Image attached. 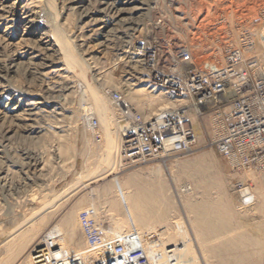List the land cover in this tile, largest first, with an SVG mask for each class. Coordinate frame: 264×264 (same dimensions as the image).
I'll list each match as a JSON object with an SVG mask.
<instances>
[{
	"label": "rangeland",
	"instance_id": "obj_1",
	"mask_svg": "<svg viewBox=\"0 0 264 264\" xmlns=\"http://www.w3.org/2000/svg\"><path fill=\"white\" fill-rule=\"evenodd\" d=\"M14 1L16 13L0 16V264H30L32 251L43 246L76 248L66 236L84 238L80 227L95 214L78 215L82 208H98L110 217V231L127 232L125 213H116L114 178H145L158 169L162 178L156 181L166 190L160 191L159 199L167 207L157 229L164 231L166 245L182 241L175 226L181 223L187 230L186 253L196 259L194 264H264V173L233 170L211 145L220 134L216 113L199 119L203 137L198 139V150L167 162L168 167L180 168L211 154L217 165L210 164L215 176L208 183L201 182L202 172L194 166L193 173L180 172L176 184L169 180L162 161L127 165L119 155V136L107 151L109 136L101 126L102 110L97 112L100 119L95 112L92 115L99 120L98 131L86 118L88 104L103 95L119 120L108 90L129 98L144 89L172 100L155 89L145 65L134 55L137 40L147 36L155 37L163 52L171 41L173 48L189 46L201 60L226 47H241L247 33L255 41L247 57L263 59L264 0ZM24 13L30 20L50 24L58 42L64 39V51L49 49L30 35ZM34 104H38L36 114L31 115L28 109ZM193 175L198 180L189 177ZM185 184H192L193 192L177 198ZM242 186L257 194L253 210L241 204L238 190ZM134 195L137 190L130 200ZM203 204L202 218L198 207ZM209 213L218 215L228 231L220 235L206 231L203 250L194 233L200 227L196 218L208 220ZM73 214L81 221H70L68 216ZM132 222L138 225L137 218ZM81 241L79 251L85 249Z\"/></svg>",
	"mask_w": 264,
	"mask_h": 264
},
{
	"label": "built area",
	"instance_id": "obj_2",
	"mask_svg": "<svg viewBox=\"0 0 264 264\" xmlns=\"http://www.w3.org/2000/svg\"><path fill=\"white\" fill-rule=\"evenodd\" d=\"M242 41L241 47H226L198 60L184 44L173 48L170 41L164 53L155 37L137 40L134 55L145 65L155 89L182 104L145 116L123 93L108 90L120 117L121 160L133 165L194 154L198 150L194 117L214 112L220 134L211 145L233 170L264 173V58L247 57L255 47L252 34H244ZM90 125L100 128L95 117ZM87 232L85 250L39 247L30 264H179L175 246L163 245L160 229L112 233L91 222Z\"/></svg>",
	"mask_w": 264,
	"mask_h": 264
},
{
	"label": "bare ground",
	"instance_id": "obj_3",
	"mask_svg": "<svg viewBox=\"0 0 264 264\" xmlns=\"http://www.w3.org/2000/svg\"><path fill=\"white\" fill-rule=\"evenodd\" d=\"M51 1H53V0H51ZM16 5H17V2L14 0H0V16L15 14L16 13ZM23 19L29 23V25L26 27L27 32L30 35H34V36L38 37V40L44 46L48 47L49 49H56V47H57V51H59V50L61 52L64 51L63 50V46L65 47L64 39L61 40V42H58V38L56 37L57 35L54 32V29L50 26V24H48L47 22H39V21L35 22L34 20H30V15L28 13H24ZM54 28H55V26H54ZM105 98L106 97L102 95L99 98H95V104H93V105L88 104V107H87L88 112L86 113V116H87L86 118H88V125L90 127H92L90 125V120H91V118H93L92 117V115H94L93 112H95V114L98 115L97 112L99 111V109L102 110V119L103 120L101 122V126H102V124H103V126H105V131L107 132V135L109 136V139L107 141V143H108L107 151H110L113 148L112 147L113 141H116V139L118 137L120 124H119V120L115 119V115L109 109L108 104L104 103ZM127 100L130 103L134 104L137 108H139V110L141 109V111L143 110V112L147 111L149 113L171 109V108L179 106V104H182V103L175 102L174 100L165 99L162 96H160V93H159V95L154 96L153 94H150L149 92L144 91V89L136 90V91L132 92L130 94V97L127 98ZM101 104H103V106H102V108H99L98 106ZM36 105H38V104L31 105V108L28 109V111L31 112V115L36 114V112H34L36 110ZM170 105H172V106H170ZM227 111H228V109H227ZM195 117L196 118H195L193 126H194V130L196 133V137H197V139H202L203 130H202L201 124L199 122V119H201V116L196 114ZM98 118H99V115H98ZM95 131H97V130H95ZM209 159L210 158L205 157V158H202L198 162H194V163L188 164V165L184 164V166L182 165V167H180V168H178L179 165H178V167H175V166H172V164L168 167L167 162L169 161V159L162 160V164H163V167H167V168H165V170L169 173V175H170L169 180L171 182H174L176 184L180 183L179 173L185 172L186 175H188V173H191V172L193 173L194 171L191 169V167L194 166L193 169H196L197 172H202L201 182L202 183H208L211 180V178L214 179V176H215L214 173H213L214 176L212 173H210V171H211V165L210 164H212V162H214V161L212 159H210V160ZM206 173L207 174L210 173V174H208L207 177H203V175H205ZM160 175H161V170L158 169L156 171H152L151 173H148V176H146V178L149 180L153 179V181H156V180L160 181V178H162ZM132 177L136 178L137 176L132 175L131 179H132ZM189 177H191L195 180H198L194 175L189 176ZM132 183H135V180H133ZM161 190L164 193L166 191L165 186H163V187L161 186ZM180 192L181 193H177V198H180L182 196V193L193 192V185L192 184L182 185L180 188ZM238 192L240 193L239 194L240 195V201H241V204L243 205V207L248 208L250 210H253L254 206H255L257 194L253 193V191H251V189L247 186H244L242 189H239ZM262 194L264 196L263 192L261 193V195ZM258 195H259V193H258ZM151 197L152 196H150V194L148 193L147 194V201L148 202L154 200L153 198L151 199ZM138 201H139L138 195H134V197L131 198V200H129V203H130L129 204V211H130L129 218L131 217V220H134L138 217V214H137L138 213V207H137L138 205H136V203ZM162 207L166 208L167 206L165 205ZM80 214H82V213H79L78 215H80ZM70 218L73 221H78V222L81 221L80 217L78 218V216L77 215L75 216L74 214L71 215ZM201 222H202V219L196 218V225L199 224L200 227L196 226L197 227L195 229L196 232L194 230L193 231L196 235V238L200 244L201 249H203V250H206V247L204 246V248H203V244H202V237H203V239L206 237L204 234V231L215 233V235H218V234L220 235L222 232L224 233V230L228 231L227 230L228 227L223 222H219V223L216 222V223H212V224H210V223L208 224L207 222H204L205 223L204 224ZM80 224H82V223H80ZM175 226H176L178 234H179L178 236L183 237L182 241L180 243L175 242V243H171L169 245H166L164 243V237H163V245L164 246H175V253L178 254L179 264H194L196 259L194 257H192L190 254L186 253V251L188 250V241L185 240V239H187V230H186L185 226L181 223H176ZM161 228H163V227H161ZM156 230H157V227L155 229H153L152 231H156ZM111 232L112 233H119L116 231H111ZM163 233H164V231H163ZM218 248H221V247L218 246ZM52 249L54 250V249H56V247L52 248ZM67 250L68 251H71V250L76 251L73 248H67ZM31 257H32V253H31Z\"/></svg>",
	"mask_w": 264,
	"mask_h": 264
},
{
	"label": "crops",
	"instance_id": "obj_4",
	"mask_svg": "<svg viewBox=\"0 0 264 264\" xmlns=\"http://www.w3.org/2000/svg\"><path fill=\"white\" fill-rule=\"evenodd\" d=\"M221 156V155H220ZM208 157L210 159H212L214 161V163H216V161L214 160V158H212L211 154L206 153L204 155H202L200 158L196 159L194 162H197L198 160H201L202 158ZM217 165V163H216ZM137 176V175H136ZM135 180V183H132V181ZM156 183L155 186H158L157 189L154 188V184ZM113 185L116 189L117 192V200L115 201V206H116V213H125L129 224L124 223L123 220V228L124 226L126 228H124L127 232L126 233H143V232H148L150 229V232L153 230V228L155 229L158 225H162L163 224V219H164V213L162 211L163 209V205H162V199H159V193L161 191L160 187L162 186V184L158 181H153L152 179L149 180L146 177L145 178H140V177H136L131 179V177L128 178H124V179H115L113 181ZM137 190V194H138V202H137V207H138V217H137V226L135 227L131 217L129 218V200H130V196L131 194ZM150 194L151 199L153 198L154 200L152 201H147V194ZM211 204H215V203H210ZM217 204V203H216ZM205 204L201 205L200 207H198V209L201 210L202 213V218H203V210L206 209L205 208ZM93 207V206H92ZM81 210V211H80ZM79 213H95L92 216V219L90 221H88L87 223L84 224V226L82 225L81 230L84 234V238L83 242L85 243V249L88 247V243H89V237H88V232H87V228L90 225L91 222H96L97 224L110 228L112 227V222L110 217L104 213L101 212L100 210H98V208L93 207V208H88V209H80ZM102 210V209H101ZM78 211V210H77ZM99 213V214H97ZM101 213V214H100ZM169 213V212H167ZM71 216V215H70ZM205 217V216H204ZM68 219L70 221H73L69 216ZM66 221H69V220ZM74 223L78 222V221H73ZM207 222L208 224H212V223H219V222H223L224 221L220 220L218 215L216 216L215 214L209 213V219H202L201 223ZM205 224V223H204ZM137 229V230H134ZM211 235H215V233L209 232ZM205 236L207 237L206 231H204ZM219 235V234H218ZM66 238L68 239L69 242H74L75 246H77L76 248L74 247H69L68 244H58L54 247L51 248H58L61 247L63 249H67V248H73L76 251H79L82 246V239H77V240H70L67 236ZM219 247H221L219 245ZM84 249V250H85Z\"/></svg>",
	"mask_w": 264,
	"mask_h": 264
}]
</instances>
